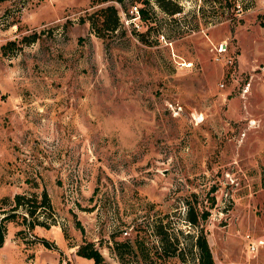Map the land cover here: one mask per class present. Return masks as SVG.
<instances>
[{
    "label": "rangeland",
    "instance_id": "374dc122",
    "mask_svg": "<svg viewBox=\"0 0 264 264\" xmlns=\"http://www.w3.org/2000/svg\"><path fill=\"white\" fill-rule=\"evenodd\" d=\"M172 1H113L109 37L87 19L105 3L0 2V219L17 193L53 207L33 227L12 210L0 264H94L87 243L197 264L201 228L216 264H264L245 249L264 240V0Z\"/></svg>",
    "mask_w": 264,
    "mask_h": 264
},
{
    "label": "trees",
    "instance_id": "16d2710c",
    "mask_svg": "<svg viewBox=\"0 0 264 264\" xmlns=\"http://www.w3.org/2000/svg\"><path fill=\"white\" fill-rule=\"evenodd\" d=\"M5 0H0V2ZM92 5L96 3H105L100 7L96 8L94 11L88 14L87 19L90 22V27L94 33L100 37L111 36L120 25L119 18V10L113 1L118 3H122L123 0H90ZM158 5L162 7L165 11L169 13H174L179 10L178 2H174L172 0H156ZM218 1V0H213ZM141 12L143 17H146L147 13L143 8L138 10V14ZM140 15V14H139ZM6 45H2L4 48ZM14 205L11 208V211L6 212L0 219V247L4 243V232H5V222L8 220H15L16 212L12 211L19 206L24 208V212L21 214L22 223H26L28 226L33 227L36 224L45 226V221L38 219L39 213L44 212V214L53 215V207L50 201V197L48 196L46 190L42 192L41 200L37 201L36 196L29 195L26 196L25 193H17L14 196ZM43 214V213H42ZM41 214V215H42ZM28 216H32V218L28 219ZM207 217V213L205 211L201 212L200 218L204 219ZM188 220L197 224L199 222L198 216L196 213L189 214ZM158 234H160V239L163 247V240L165 239L164 230L161 227L157 229ZM40 241L47 247H50V243L44 237H40ZM123 243L116 242L117 245H121ZM194 244L197 246V264H216L212 255V251L208 244L207 238L203 232V228L200 229V232L196 235ZM138 249H142L141 240L137 243ZM119 248V247H117ZM61 253V251H60ZM76 253L78 255L92 258L94 264H111L104 260L103 255L93 246V243H87L84 245H79L76 249Z\"/></svg>",
    "mask_w": 264,
    "mask_h": 264
},
{
    "label": "built area",
    "instance_id": "2783aa9c",
    "mask_svg": "<svg viewBox=\"0 0 264 264\" xmlns=\"http://www.w3.org/2000/svg\"><path fill=\"white\" fill-rule=\"evenodd\" d=\"M132 8L137 11L136 5H133ZM263 243L264 240L262 238H257L248 233L245 234V249L248 254L255 255L258 252L259 248L263 245Z\"/></svg>",
    "mask_w": 264,
    "mask_h": 264
}]
</instances>
